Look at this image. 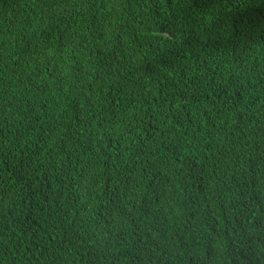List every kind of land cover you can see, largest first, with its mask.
I'll return each instance as SVG.
<instances>
[{
	"label": "trees",
	"instance_id": "obj_1",
	"mask_svg": "<svg viewBox=\"0 0 264 264\" xmlns=\"http://www.w3.org/2000/svg\"><path fill=\"white\" fill-rule=\"evenodd\" d=\"M0 264H264V0H0Z\"/></svg>",
	"mask_w": 264,
	"mask_h": 264
}]
</instances>
